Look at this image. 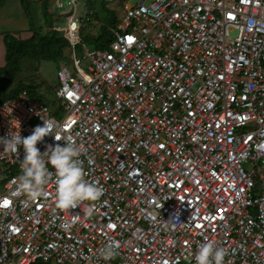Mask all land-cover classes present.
I'll use <instances>...</instances> for the list:
<instances>
[{
	"label": "built area",
	"instance_id": "built-area-1",
	"mask_svg": "<svg viewBox=\"0 0 264 264\" xmlns=\"http://www.w3.org/2000/svg\"><path fill=\"white\" fill-rule=\"evenodd\" d=\"M55 6L71 50L57 104L8 97L0 136L52 119L37 146L74 140L103 196L59 210L53 179L31 200L18 187L23 146L0 145V264H196L207 240L227 249L225 264H264V0H125L113 41L90 49L89 0Z\"/></svg>",
	"mask_w": 264,
	"mask_h": 264
},
{
	"label": "clouds",
	"instance_id": "clouds-1",
	"mask_svg": "<svg viewBox=\"0 0 264 264\" xmlns=\"http://www.w3.org/2000/svg\"><path fill=\"white\" fill-rule=\"evenodd\" d=\"M43 120L42 125L35 126L33 132L24 137L16 132H10L8 136H0V145L3 151L17 154L23 146L24 157L21 159L23 175L19 177V189L31 200H37L46 195L45 186L54 179L55 183V206L59 210L69 211L76 208L84 201L95 202L103 196V188L95 181L86 179L84 162L80 158L82 147L74 140L66 141L64 146L49 144L45 151L37 146L45 136L55 133V123L52 119ZM57 140L61 139L55 135ZM49 164L54 166L51 171ZM94 211V204H90L85 214L91 215ZM78 216L61 223L64 230L70 228L77 222ZM119 249V243L113 242L102 250L104 260L114 258ZM228 255L226 248L217 246L213 240L202 243L196 253V264H225Z\"/></svg>",
	"mask_w": 264,
	"mask_h": 264
},
{
	"label": "rangeland",
	"instance_id": "rangeland-1",
	"mask_svg": "<svg viewBox=\"0 0 264 264\" xmlns=\"http://www.w3.org/2000/svg\"><path fill=\"white\" fill-rule=\"evenodd\" d=\"M42 1L43 0H28L26 1L24 6L22 0H9L8 3L0 10V35L2 33H11L17 35L19 38L30 37L33 33L30 30V25L32 22L30 14L37 24V27L40 28L43 32L48 31L49 28L53 26L58 28L65 27L67 25V18L61 15L62 9L55 6V0H50L49 11L52 14L50 17L52 18L51 24L45 22L41 12ZM92 1H94L93 6L91 4ZM135 1L136 0H130L131 3ZM91 3L90 5L94 8L95 15L93 16L92 20L84 22L81 28L82 40L85 39V46L89 49L96 47L93 44L89 43V38L93 36L96 37L100 33L101 25L104 24L107 17H109L107 8H118L116 4H110L107 8H105L102 5L101 0H91ZM27 8L30 13L27 12ZM119 11L121 12V9H119ZM83 52L84 49L82 50V47L77 48L78 54ZM1 53L3 52L0 50V54ZM70 56L71 50L67 48L62 60H70ZM4 63H6L5 56ZM59 66L60 59L59 61L47 59L36 61L30 57H25L22 60L21 70L17 74L16 81H20L22 83L29 84L30 86L35 87L34 92L37 95L41 96V100L49 102L51 104L55 102L57 103L56 91L59 86L57 71ZM244 166L245 168L249 167L247 163H245Z\"/></svg>",
	"mask_w": 264,
	"mask_h": 264
},
{
	"label": "trees",
	"instance_id": "trees-1",
	"mask_svg": "<svg viewBox=\"0 0 264 264\" xmlns=\"http://www.w3.org/2000/svg\"><path fill=\"white\" fill-rule=\"evenodd\" d=\"M6 0H0V6L5 3ZM28 0H22L23 5ZM91 3V0H89ZM125 0H112L111 2L102 1V5L107 8L110 4H116L117 7H121ZM41 12L46 23L51 24V13L49 11L50 0H43L41 2ZM92 6L94 1H92ZM109 17L106 22L101 25L100 33L96 37L89 38V43L96 46V48H106L114 39V34L111 31V27L115 26L119 20L121 12L115 8H107ZM27 12H29L27 8ZM30 30L33 32L29 38H19L15 34L6 33L4 35V42L6 47V63L4 66H0V102L4 101L10 96L17 95L22 90L35 91V87L30 86L22 82H18L17 74L21 70V63L25 57H30L36 61L41 59L47 60H62L66 49H70V42L63 35V32L49 28L48 31L43 32L37 27L32 15ZM83 42L86 44L85 39ZM82 47V45H78ZM38 99H42L40 95H37ZM49 103V102H47ZM51 104V103H49ZM57 103L51 104L55 106Z\"/></svg>",
	"mask_w": 264,
	"mask_h": 264
},
{
	"label": "crops",
	"instance_id": "crops-1",
	"mask_svg": "<svg viewBox=\"0 0 264 264\" xmlns=\"http://www.w3.org/2000/svg\"><path fill=\"white\" fill-rule=\"evenodd\" d=\"M9 0H6L5 3L0 7V10L8 3ZM6 33H2L0 35V50L3 52L0 54V66H4V56L6 57V48H5V42H4V35ZM17 36V35H16ZM29 38V37H26ZM4 43V44H3Z\"/></svg>",
	"mask_w": 264,
	"mask_h": 264
}]
</instances>
